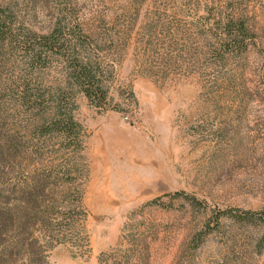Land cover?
Instances as JSON below:
<instances>
[{
	"label": "rangeland",
	"instance_id": "374dc122",
	"mask_svg": "<svg viewBox=\"0 0 264 264\" xmlns=\"http://www.w3.org/2000/svg\"><path fill=\"white\" fill-rule=\"evenodd\" d=\"M223 1L0 0L41 32L66 17L100 33L133 35L128 46L120 40L107 50L120 62L111 82L113 108L100 110L83 93L76 98L87 131L83 201L91 252L74 256L59 244L49 252L50 264H99L101 253L128 233L126 221L134 227L136 218L150 226V264H264V253L251 248L253 228L228 220L192 256L183 253L207 222L215 226L218 209H264V0L236 1L255 42L218 64L193 34L201 15L214 17ZM149 32L158 35L147 46L138 39ZM7 118L10 125L13 117ZM14 173L2 169L0 186ZM176 191L200 205L164 195ZM161 195V204L139 209Z\"/></svg>",
	"mask_w": 264,
	"mask_h": 264
},
{
	"label": "trees",
	"instance_id": "16d2710c",
	"mask_svg": "<svg viewBox=\"0 0 264 264\" xmlns=\"http://www.w3.org/2000/svg\"><path fill=\"white\" fill-rule=\"evenodd\" d=\"M236 1L220 3L214 17L201 15L194 24L200 31L191 33L201 37L206 58L218 64L246 53L255 42L254 29ZM157 35L144 33L138 40L148 46ZM132 38V33L89 30L66 17L41 32L26 26L11 5H0V171L15 172L0 186V264H50L49 252L59 244L68 245L74 256L91 252L83 201L87 131L76 116V98L83 93L92 106L113 108L111 82L120 62L107 50L120 40L128 46ZM10 114L13 121L6 125ZM48 150L52 155L45 158ZM164 195H182L195 206L201 202L184 191ZM162 197L139 209L161 204ZM227 220L253 228L251 248L264 253V209L238 207L218 209L215 226L207 222L184 243L183 253L192 256ZM136 221L135 228L126 221L128 233L112 251L101 253L99 264H150V226Z\"/></svg>",
	"mask_w": 264,
	"mask_h": 264
}]
</instances>
